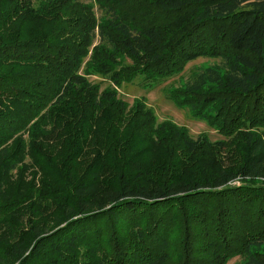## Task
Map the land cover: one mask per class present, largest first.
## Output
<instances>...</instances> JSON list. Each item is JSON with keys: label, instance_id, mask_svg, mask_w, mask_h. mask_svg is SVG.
Returning <instances> with one entry per match:
<instances>
[{"label": "trees", "instance_id": "trees-1", "mask_svg": "<svg viewBox=\"0 0 264 264\" xmlns=\"http://www.w3.org/2000/svg\"><path fill=\"white\" fill-rule=\"evenodd\" d=\"M201 58L169 98L224 139L119 95ZM0 105V241L56 208L0 264H264V0H0ZM27 145L45 179L9 191Z\"/></svg>", "mask_w": 264, "mask_h": 264}, {"label": "rangeland", "instance_id": "rangeland-1", "mask_svg": "<svg viewBox=\"0 0 264 264\" xmlns=\"http://www.w3.org/2000/svg\"><path fill=\"white\" fill-rule=\"evenodd\" d=\"M32 24L33 28L38 30L36 21L32 22ZM15 31L16 30H13L12 32ZM26 34L27 33L25 32V35ZM218 64L219 61L217 59L201 58L187 64L183 72L178 76L169 79L154 88H146L143 85L141 78H137L132 83H123L118 87L117 90L119 91L120 97L124 99L129 105H133L136 101L144 102L147 107H151L155 111L160 121L170 120L180 126H183L189 130L190 135L194 138L206 135L213 141L224 139V137L220 136L208 122L195 118L192 111L180 107L173 99L169 98V94L171 92L178 88H184L196 74L202 72L206 68L217 66ZM86 67L87 60L83 65V69L85 70ZM90 79L95 83L101 84L102 88L110 84L108 77L93 76L90 77ZM0 108H2L1 105ZM21 141L28 142V135L25 134L11 137L6 144V146H8V153L12 154ZM29 151V146L27 145L23 154H15L16 158L21 157L24 158V160H22L21 163L18 162L17 165L19 166V169L11 170L7 173V176L9 177L7 180V189L9 191H14L17 189L19 183H21L22 180L28 184L33 181H41L45 179L43 170H41L39 165L40 160L37 157H33ZM232 185L238 184L235 182L232 183ZM55 212L56 208L53 207L49 210H43L41 212L35 211L34 213L31 211L24 214L21 218L22 220L13 222V226L17 229L16 234L11 235L10 230L7 229L5 234L9 239L6 240V242L0 241V246L10 247L11 243L18 235L23 233L27 234L29 232L33 221V223L40 225L43 224L44 221L45 223L49 224L53 223L52 219L53 215H55ZM228 264H246V262L242 257H235L231 259Z\"/></svg>", "mask_w": 264, "mask_h": 264}]
</instances>
